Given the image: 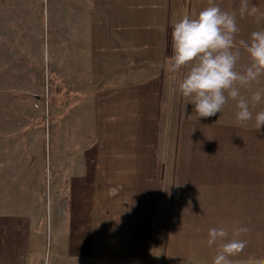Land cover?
Listing matches in <instances>:
<instances>
[{
  "label": "crops",
  "instance_id": "0c3cea01",
  "mask_svg": "<svg viewBox=\"0 0 264 264\" xmlns=\"http://www.w3.org/2000/svg\"><path fill=\"white\" fill-rule=\"evenodd\" d=\"M65 2V107L49 126L48 170L43 145L37 151L35 184L31 160L21 169V158L9 160L0 264H24L41 224L32 209L43 206L58 252L49 264H212L232 239L246 246L231 264H264V125L238 123L231 98L198 119L178 90L189 68L168 71L173 24L209 0ZM243 2L214 0L235 15L240 72L251 61L239 42L264 30V0H247L255 15L241 14ZM261 90L264 74L240 87L253 115L264 110L251 99ZM221 227L228 237L209 246L208 230ZM240 227L248 231L234 235ZM158 232L167 254L143 255Z\"/></svg>",
  "mask_w": 264,
  "mask_h": 264
},
{
  "label": "rangeland",
  "instance_id": "374dc122",
  "mask_svg": "<svg viewBox=\"0 0 264 264\" xmlns=\"http://www.w3.org/2000/svg\"><path fill=\"white\" fill-rule=\"evenodd\" d=\"M65 4V0H0V182L6 188L8 172L14 170L9 160L20 158V169L26 159L31 160L35 184L39 178L35 157L42 145L48 170L49 126L65 107L66 88L59 70L64 58ZM45 189L48 192V177ZM32 210L41 224L35 225L24 264H49V256L58 252L48 232V206ZM155 238L143 255L167 254L159 232Z\"/></svg>",
  "mask_w": 264,
  "mask_h": 264
},
{
  "label": "clouds",
  "instance_id": "9594fccd",
  "mask_svg": "<svg viewBox=\"0 0 264 264\" xmlns=\"http://www.w3.org/2000/svg\"><path fill=\"white\" fill-rule=\"evenodd\" d=\"M257 8H248L247 0L241 6V14L255 15ZM239 31L235 15L222 10L209 0V6L196 16L182 13L172 26V55L168 59V71L177 73L188 67L189 71L179 82L182 97L194 105L198 119L209 118L221 113L228 99L237 100L235 119L238 123L253 120L249 103L240 96V87L249 85L264 74V30L253 31L249 41L241 40L240 46L250 57V65L237 71L240 50L236 47L235 34ZM253 104L264 99V90L256 91ZM255 127L259 131L264 125V110L255 114ZM246 227L236 228L234 235L246 233ZM228 231L221 228L208 230L207 244L225 241ZM246 242L232 239L223 242L216 250L212 264H231L229 257L244 249Z\"/></svg>",
  "mask_w": 264,
  "mask_h": 264
}]
</instances>
